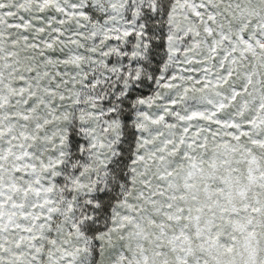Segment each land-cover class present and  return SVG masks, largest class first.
Here are the masks:
<instances>
[{
    "label": "snow or ice",
    "instance_id": "1",
    "mask_svg": "<svg viewBox=\"0 0 264 264\" xmlns=\"http://www.w3.org/2000/svg\"><path fill=\"white\" fill-rule=\"evenodd\" d=\"M0 264H264V0H0Z\"/></svg>",
    "mask_w": 264,
    "mask_h": 264
}]
</instances>
